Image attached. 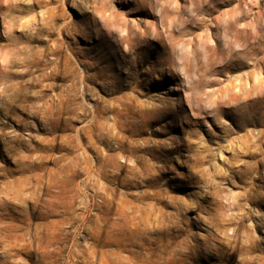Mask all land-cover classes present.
<instances>
[{
  "label": "rangeland",
  "instance_id": "obj_1",
  "mask_svg": "<svg viewBox=\"0 0 264 264\" xmlns=\"http://www.w3.org/2000/svg\"><path fill=\"white\" fill-rule=\"evenodd\" d=\"M0 264H264V0H0Z\"/></svg>",
  "mask_w": 264,
  "mask_h": 264
},
{
  "label": "bare ground",
  "instance_id": "obj_2",
  "mask_svg": "<svg viewBox=\"0 0 264 264\" xmlns=\"http://www.w3.org/2000/svg\"><path fill=\"white\" fill-rule=\"evenodd\" d=\"M239 4V3H238ZM237 6V5H236ZM235 8V7H234ZM197 13L199 12H202V11H205V12H208L209 11V7H204V6H201L200 8L196 9L195 10ZM224 13V12H222ZM208 14V13H207ZM217 18V17H216ZM218 20V18H217ZM204 26L208 25L206 24V22L204 21L203 23ZM222 27V26H221ZM224 27V26H223ZM222 27V28H223ZM220 28V24L218 22V24L216 25V29ZM232 25L231 24H227L224 28H223V31L222 33L224 35H227L229 36V39L228 41H226L225 46L220 42V41H216V43L212 46H210L209 48L213 50V52H218V51H229L230 50V45H232V42L236 41V42H239L240 41V34H237V33H234V34H231V31H232ZM240 30V29H239ZM207 31V30H206ZM212 35V33H211ZM233 38V39H232ZM234 40V41H233ZM127 44V43H126ZM215 55V54H214ZM213 57V56H212ZM131 63V62H130ZM258 78V77H257ZM258 80V79H257ZM260 80V79H259ZM260 83V81H258ZM257 82V84H258ZM260 86V85H259ZM262 88V87H261Z\"/></svg>",
  "mask_w": 264,
  "mask_h": 264
}]
</instances>
